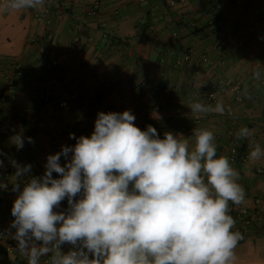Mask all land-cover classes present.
<instances>
[{"label":"crops","instance_id":"obj_1","mask_svg":"<svg viewBox=\"0 0 264 264\" xmlns=\"http://www.w3.org/2000/svg\"><path fill=\"white\" fill-rule=\"evenodd\" d=\"M95 3L101 7L93 14ZM78 37L86 44L72 53ZM262 38L264 0H45L43 9L0 8V150L44 173L48 155L76 143L70 133L91 136L98 112L131 110L140 129L152 125L161 138L166 131L183 133L190 145L192 130L206 128L214 133L217 157L229 158L246 192L241 205L229 202V213H259L235 249L234 264H264V158L242 156L249 154L248 139H239L242 153L231 158L244 126L264 148ZM234 80H242L241 101L229 90ZM214 91L216 101L209 103ZM218 101L224 114H191L187 107ZM153 106L161 110L146 116L143 109ZM18 132L25 142L35 136L32 147L17 151L10 137ZM7 156L9 174L0 169V183L8 185L0 190V233L14 219L12 185L26 179L13 177ZM10 240L0 234V264H27L18 251H7Z\"/></svg>","mask_w":264,"mask_h":264},{"label":"clouds","instance_id":"obj_2","mask_svg":"<svg viewBox=\"0 0 264 264\" xmlns=\"http://www.w3.org/2000/svg\"><path fill=\"white\" fill-rule=\"evenodd\" d=\"M44 4L3 0L0 8ZM253 75L259 80L260 69ZM187 107L191 114L225 113L219 101ZM135 120L131 110L98 112L91 136L70 133L76 143L48 155L39 176L32 175V164L0 150V169L7 156L13 177L26 178L12 185L14 219L0 234L16 242L27 264H41L43 257L45 264H234L244 237L233 231L229 202L241 205L246 192L229 158L217 157L214 133L195 127L190 145L183 133L166 131L161 138L155 127L142 130ZM253 134L244 126L237 138L248 139V159L255 162L264 148ZM10 142L20 151L25 137L18 132ZM27 142L34 144L31 137ZM7 188L0 183V190Z\"/></svg>","mask_w":264,"mask_h":264},{"label":"built area","instance_id":"obj_3","mask_svg":"<svg viewBox=\"0 0 264 264\" xmlns=\"http://www.w3.org/2000/svg\"><path fill=\"white\" fill-rule=\"evenodd\" d=\"M142 2H147L148 0H141ZM174 0H168L169 3H173ZM0 3H3V0H0ZM101 4L100 3H95L92 6V10L91 12L93 14L98 13V11L100 10ZM49 22V20H48ZM86 42H84L81 38H76L75 43L73 44V46L71 47V52H79L81 53L84 49ZM190 57L187 56L186 60H188ZM53 64H56V62H53ZM231 87H230V91L234 92L237 95L238 100H242V95H241V87H242V80H234L231 81L230 83ZM112 89V85L111 84H107L106 85V90L109 92ZM217 98V92H213L211 93V95L209 96V103H212L214 101H216ZM161 108L160 106H153V107H147L146 109H143V112L146 116L151 117L155 114V112L160 111ZM29 137H31L33 140H35V136L33 134H31ZM33 144L28 143L27 141L25 142L24 147L25 148H30L32 147ZM244 148V143L239 140V139H234L232 141L231 144V158L235 159L238 156L241 155L242 153V149ZM242 156L244 158L248 157V153L243 152ZM1 171L5 174L8 175L10 172V168L9 167H4L3 169H1ZM32 175H43V173H32ZM23 185H21V190H22ZM256 202H259V199L256 200ZM229 215H231L236 223H235V227L233 229V231H239L242 233L243 237L245 236V233H247L249 227L257 224L259 222V213L257 212V210H251L248 208H242V209H233ZM6 249L8 252H15L16 250V242L14 240H10L8 241L7 245H6ZM48 259V257H44L41 259V264H45V261Z\"/></svg>","mask_w":264,"mask_h":264}]
</instances>
